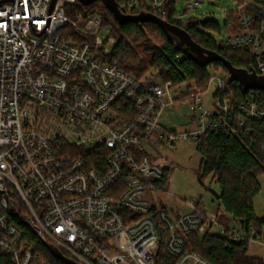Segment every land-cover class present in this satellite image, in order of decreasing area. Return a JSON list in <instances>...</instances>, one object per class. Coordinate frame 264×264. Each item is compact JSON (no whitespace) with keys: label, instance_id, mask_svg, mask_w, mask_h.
I'll return each instance as SVG.
<instances>
[{"label":"built area","instance_id":"2783aa9c","mask_svg":"<svg viewBox=\"0 0 264 264\" xmlns=\"http://www.w3.org/2000/svg\"><path fill=\"white\" fill-rule=\"evenodd\" d=\"M117 1L127 14L164 19L173 0ZM237 1L242 31L221 45L251 50L264 75V21L256 20L264 7ZM100 2L0 0V264H35L39 254L24 239L26 226L81 264H162L164 255L174 264H212L187 248L192 232L264 245V226H230L193 200H186V214L154 203L153 194L166 193L159 184L167 167L151 148L181 139L198 146L209 133L238 130L230 76L212 74L210 107L187 83L180 98L194 110V127L167 129L161 118L177 101V84L158 71L138 77L108 60L116 38L113 29L100 35L108 19ZM204 3L190 0L187 9ZM247 94L237 125L251 133L250 121L264 120V97Z\"/></svg>","mask_w":264,"mask_h":264},{"label":"trees","instance_id":"16d2710c","mask_svg":"<svg viewBox=\"0 0 264 264\" xmlns=\"http://www.w3.org/2000/svg\"><path fill=\"white\" fill-rule=\"evenodd\" d=\"M257 1L264 7V0ZM175 11L173 0L164 19L187 30L197 43L206 49L217 51L235 67L249 72L257 71L256 56L251 50L224 48L221 42L208 33L207 30L218 28L215 21L196 18L187 21L177 20L174 17ZM256 14L257 23L263 22L264 13L257 11ZM109 15L115 22L113 35L116 43L107 58L117 60L126 71L144 77L149 68H153L164 79H171L175 84L194 82L202 92L207 91L210 86L213 74L210 68L215 72L229 75L227 67L221 61L203 66L184 54L157 23L133 21L120 23L110 11ZM231 18L233 28L230 29V33L241 32L242 27L236 14H232ZM68 30H64V34L71 32L74 39L80 42L84 40L78 32ZM148 34L156 36L158 42L146 44L143 48L146 56L142 57L132 46V40L147 39ZM230 84L234 93L230 115L238 130L230 134L223 131L209 133L202 143L198 144L197 149L201 154V178L211 176L220 187L219 209L222 207L237 224L244 227L253 225L261 230L264 226V216L256 214L254 200L261 193L260 177L264 176V120H251L248 124L251 133H247V128L238 127V118L242 115L240 106L248 94L243 93L238 81L230 79ZM254 90L257 95L264 97V90ZM167 179L166 172L165 178L159 184L163 190H166ZM24 239L28 247L35 254H39L35 264L64 263L50 252L46 245L47 241L40 239L28 226ZM248 246V242L231 241L226 236L216 233L200 235L192 232L187 235V248L197 252L212 264H264V259L247 255ZM163 259L162 264H174L170 257L164 255Z\"/></svg>","mask_w":264,"mask_h":264},{"label":"rangeland","instance_id":"374dc122","mask_svg":"<svg viewBox=\"0 0 264 264\" xmlns=\"http://www.w3.org/2000/svg\"><path fill=\"white\" fill-rule=\"evenodd\" d=\"M190 0H175V19L187 21L192 18L199 20H213L217 23L216 30H207L218 42L230 33L229 23H233L232 14H236L238 8L237 0H206L195 10H188L187 3ZM101 8L108 12L107 22L100 30L102 37L109 35L108 30L115 27V22L109 17V10L103 4L99 3ZM151 35V36H150ZM147 39H150L148 41ZM147 39L132 40V46L144 57L146 53L143 48L146 44H155L158 38L152 34H148ZM158 42V41H157ZM114 45L112 44V47ZM153 68H149L145 76L155 72ZM211 74L217 73L213 68H210ZM226 77L227 74L221 72ZM187 83L177 84L173 88L172 94L175 95L177 101L173 105L166 107L161 121L163 125L169 130H183L186 131L194 127L193 122L190 121L193 115V108L187 99H181V92L187 89ZM214 90L212 85L208 90L203 92V103L205 107L211 106L212 95ZM193 124V125H192ZM150 153L152 157L157 158L159 162L167 166V184L166 193L153 194L152 199L158 207H165L167 210L174 213L186 214L192 210L186 204V200H193L199 202L206 211H219L220 221L233 226L236 221L227 213L222 207L219 209V198L213 192H220V187L213 181L212 177L201 178V154L197 149V143L192 140L181 139L176 146L162 145L158 148H151ZM262 185L261 193L255 198L254 206L256 214L260 217L264 216V176L260 177ZM215 232V230L213 231ZM247 255L255 258L264 259V245L254 242L249 243Z\"/></svg>","mask_w":264,"mask_h":264},{"label":"water","instance_id":"95a60500","mask_svg":"<svg viewBox=\"0 0 264 264\" xmlns=\"http://www.w3.org/2000/svg\"><path fill=\"white\" fill-rule=\"evenodd\" d=\"M84 4H91L97 0H80ZM113 13L118 22L126 21L133 22H155L165 31L167 36L176 44L184 54L193 58L200 65L207 66L209 63L221 61L227 67L231 80L239 82L240 88L244 94H247L251 89L264 90V75L259 74L256 70L249 72L246 69L235 67L230 60L214 50H209L197 43L191 34L182 27L170 23L169 21L152 13L142 12L139 14H127L123 12L117 0H100ZM217 198L220 194L215 190ZM50 252L65 264H81L80 262L65 255V253L51 242H46Z\"/></svg>","mask_w":264,"mask_h":264},{"label":"crops","instance_id":"0c3cea01","mask_svg":"<svg viewBox=\"0 0 264 264\" xmlns=\"http://www.w3.org/2000/svg\"><path fill=\"white\" fill-rule=\"evenodd\" d=\"M164 166H166V167H167L168 165H164Z\"/></svg>","mask_w":264,"mask_h":264}]
</instances>
